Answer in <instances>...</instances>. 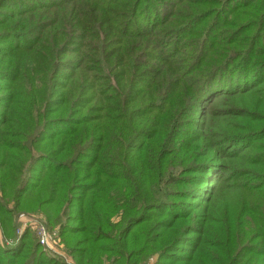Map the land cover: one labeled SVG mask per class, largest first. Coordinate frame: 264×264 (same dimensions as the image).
Masks as SVG:
<instances>
[{"label":"trees","instance_id":"trees-1","mask_svg":"<svg viewBox=\"0 0 264 264\" xmlns=\"http://www.w3.org/2000/svg\"><path fill=\"white\" fill-rule=\"evenodd\" d=\"M142 1L0 0V16L8 15L6 11L13 12L5 22H0V42L14 40L11 51L0 52V57L5 59L0 61V81L3 77H15L13 81H16V86L11 89L13 98L0 114V225L5 236L15 227L12 214L25 206L27 200L34 199L31 201L34 210L45 212L48 222L64 220L80 224L77 234L83 236L78 241L85 246L82 261L102 264L100 257L111 254L107 250L109 246L122 245L132 228L145 221L151 211L185 207L191 195L205 190L206 182L218 175L214 169L222 166L210 159L215 156L186 164L177 161L171 164V160H167L176 156L173 148L183 127L182 124L179 128L171 124L178 116L183 120L190 117L191 109L194 111L204 100L209 81L220 76H225L228 81L234 80L236 75L248 73V76L259 65L252 57L259 47L264 48V0L253 1L250 6H244L247 11L243 9L231 21L224 22L227 30L220 31L217 36L227 35V38L221 39L213 52L215 61L211 57L210 62L215 66L208 64L209 67L201 71L189 68L188 73L189 66L184 68V65L191 64L192 55H195L193 62L198 61L202 40L195 43L208 28L206 32L200 29L197 34H190L198 39L192 40L180 58L176 57L179 52H174L175 49H166L165 56H157V51L165 49L166 43L164 37L160 41L159 38L166 36L167 31H157L159 25L153 29L152 18L146 25H141L147 22V14L141 11L146 2ZM183 1L174 6L161 24L173 30V40L180 32L194 23H202L212 14L203 15L199 6L209 4L220 9L224 1L227 2ZM68 3H71L70 10L65 12L63 7ZM160 5L163 7L162 3ZM138 13L142 14L134 22L131 17ZM220 16L218 13L216 22ZM242 17L248 19L241 21ZM52 25L64 52H59L53 39H48L47 31ZM253 28L255 32H251ZM62 35L64 38H59ZM75 41L77 48L80 47L75 52L91 53L86 62L92 67L63 64V69L68 66L72 74L68 76V83L58 88L54 79L60 73L61 56ZM111 46L114 48L109 49ZM145 59L160 64L141 70L148 63L144 62ZM260 65L264 67V62ZM230 70L234 71L231 73ZM144 71H147V77L153 78L148 84L138 86L141 83L139 75ZM194 72L198 73L197 77L201 75L191 82L187 77ZM57 89H61L58 96L54 92ZM183 89L185 100L191 101L190 107L182 104ZM54 97H59V104H51ZM90 103L97 107L96 118L84 114V109L76 110ZM248 115L249 112L243 110L234 115L240 121L225 122L232 123L236 131L224 133L221 138L235 143L243 135H254L253 130H264V122H256V116L252 121ZM74 118L78 121L73 124ZM247 122L252 123L254 129L246 126ZM65 124H73V130L56 134L54 138L49 136V131ZM47 139L50 140L45 144ZM166 144L172 149L166 148ZM55 147L59 148V161L47 157L52 158ZM138 150L139 154L136 153ZM42 161L50 162L49 167L44 168L38 180L32 183V174ZM206 162L211 164L212 168L207 170L210 174L203 167ZM84 166L86 170L82 171ZM185 170L187 172L182 173ZM222 171L228 178L234 172L233 165L226 164ZM223 177L219 181L221 185L225 180ZM80 186H83V195L75 198L72 193ZM57 195L63 196L57 199ZM220 196L221 191L215 193L206 201L205 207L215 206ZM75 203H78L77 210ZM10 204L12 211L6 209ZM252 217L256 220L255 216ZM192 219L193 216L189 215L175 218L171 225L168 224V231ZM258 229L254 230L253 239L262 237L257 238ZM188 234L190 232L184 235ZM28 236L17 245L0 246V264H51L36 243L28 244ZM229 237L232 233L227 231L226 238ZM232 239L227 244L223 240L222 247L208 248L206 245L211 244H206L205 235L206 250L211 254L207 258L211 264H240L244 242L240 238L232 245ZM225 250L229 257L223 259ZM244 251L261 257L260 262L264 264V245H249ZM123 255L122 252L116 253L121 259ZM195 255L194 247L190 258L176 264H188L185 262L191 260L189 264H192ZM215 255L219 260L214 258ZM250 260L248 257L244 264Z\"/></svg>","mask_w":264,"mask_h":264},{"label":"rangeland","instance_id":"rangeland-1","mask_svg":"<svg viewBox=\"0 0 264 264\" xmlns=\"http://www.w3.org/2000/svg\"><path fill=\"white\" fill-rule=\"evenodd\" d=\"M181 1L182 0H180L179 3H181ZM226 1V3L224 1L220 9L209 4L202 7L199 6V12L203 13V15L212 14L202 23H194L189 26V28L180 32V34L175 37L176 40H173L171 37L173 30L171 28L168 29L166 25H161L165 19H167V14L174 10L175 5L179 4L175 3L174 0H143L142 2H146V4L144 6L143 4L140 5V8L143 6L141 11L147 14V22L141 25H146L152 18V23H155L154 27H152L153 29L159 25L160 29L157 31H167L166 36L163 35L159 38V41L164 40L162 39L163 37L165 38V49L157 51V56H165L164 51L166 49H175L174 52H179L176 56L178 58L188 50L192 40L195 41L198 39L190 34L193 32V34H197L200 29H205L206 32L207 27V33L202 35L199 41L195 43L198 44L202 40L200 47L202 52L198 57V61L194 63L193 60L195 55H192L193 59L191 64L184 65V68L189 66L186 70L187 73L189 72L188 70L193 68H197L198 71H201L203 68L209 67L208 64H210V67L215 66V63L210 62L211 57L215 61L213 52L221 39L227 38V35L217 36L220 31L227 30L224 26V22L226 20L231 21L232 18L243 9L247 11L244 6H250L252 2L256 0ZM188 2L189 0L186 3ZM203 2H205V0ZM160 3L163 4V7H160L162 6ZM70 4L71 3L64 5L63 8L65 12L68 11V9L70 10ZM136 4H138V1ZM224 10H226L225 13H223ZM6 13L9 15V13L12 14L13 12L6 11ZM153 13L156 14L155 17L152 16ZM218 13H221V16L217 20V23L216 18ZM141 14L142 13H138L136 17L132 15L131 18H134L135 22ZM8 15L0 16V22H5ZM247 19V17H242L241 21ZM23 26L27 25L23 24ZM240 27L243 26L240 25ZM14 28L16 29L17 26L15 25ZM54 28L53 26L47 31L48 39L51 41L53 39L56 47L60 50L59 52H64L65 48L64 46H59ZM255 30L256 29L253 28L251 32H255ZM20 32L21 31H16V33ZM59 38L63 39L64 36L62 35ZM12 42H14L13 39L0 42V52L2 51L4 53V51L7 52L10 50L12 48L11 45L13 46ZM77 44V41H75L73 45L68 47V52L61 56L63 63L60 73L58 78L54 79L57 80L54 84L57 85L58 88L59 86L62 87L66 85L68 83V76L72 74V71L67 69L68 66L63 69V64H72L73 66L81 64L84 68H87V66L92 67L91 64L86 62V58H89L91 53L82 55L79 52H75L80 50L79 46L77 48ZM111 48H114V46L109 47V49ZM82 52L85 53L84 51ZM252 58L259 64L253 68L252 73H249L248 76V73L246 75H236L234 80L231 81H228V78L225 79V76H220L216 80L209 81V87L204 90V100L197 104L194 111L191 109L190 117L183 120L178 116L171 124V126L176 128H179L181 126L180 124H182L183 127L179 131L178 143L173 148V152L176 153V156L169 157L167 160H171V164H174L176 161L180 164H186L215 156L210 159L214 160L219 166H222L214 169L218 172V175H216L215 179L206 182L205 190L198 191L195 195H191L188 199L189 203L185 207L168 210L156 209L151 211V213L147 215L145 221L138 223L132 228L122 245L116 244L109 246L107 250H110L111 254H104L100 257L102 264H176L182 259L186 261V259L190 258L194 247L196 248V255L194 257L196 258L194 261L195 264H211L207 258L211 256L206 250L207 247H222V241L225 240V244L229 243L233 235L232 245L235 243L237 244L240 238H242L244 242L241 246V248H244L241 251L240 264H244L248 257H251V260L247 264H261V257L258 258L254 255H249V253L244 250L248 248L249 245H264V130L261 132L260 130H253L251 132H253L254 135L247 137L243 135L238 141H235V143L225 141L224 137L221 138V135L224 133H233L236 131V127L232 123L225 122L240 121L236 119L234 115L242 113L243 110L249 112L248 118L252 121L253 117L256 116L254 117L255 120H258L256 122H264V118L259 117L264 116V67L260 65L264 62V48L259 47L258 50L253 53ZM3 60H5L4 57H0V61ZM84 61L85 63H82ZM144 62L148 63L141 67V70L160 64V62L156 60L148 61L145 59ZM11 63L12 62H10V64ZM230 71L232 73L234 70ZM146 72L147 71H144L139 75L141 83H139L138 86H140V84H148L149 80L153 78L150 76L147 77ZM197 74V72H194L187 78H189L191 82L192 80L196 81L201 75L199 74L197 77ZM14 79L15 77L11 79L3 77L0 81V114L9 106L13 98V91L11 89L16 86V81H13ZM206 84L207 82L205 85ZM223 89H228V91ZM238 91L245 92L241 94L237 93ZM54 92L58 96L61 89L54 90ZM253 92H255L254 95L249 97L245 96ZM181 98L183 99L182 104L190 107L191 101L189 99L185 100L186 96L184 89L181 92ZM197 101H199V99ZM51 104H59V97H54V101ZM91 106L92 103L85 107L79 106L76 110L84 109V114H88L91 118H96L97 107ZM182 112H184V109ZM75 117L78 118V115ZM1 118L0 115V122ZM77 118H74V121H72L73 124L78 121ZM73 124L61 125L49 131L48 134L54 138L56 134L63 132L68 133L73 130ZM246 126L253 128L254 125L247 122ZM50 139L45 140V144H47ZM165 146L168 149H172L167 144ZM139 152L140 150L136 151L138 154ZM52 154V158L46 156L52 161L60 160L58 147L53 149ZM49 163L50 162L46 161L39 163L32 174L34 180L32 183L38 180L44 168L48 169ZM226 164H232L234 170L228 178H226L227 174H223L222 171ZM203 167L206 168L205 172L210 174V171L207 170L212 168L211 164L206 162ZM81 170L85 171V166L82 167ZM156 171L159 172L158 168ZM183 172L187 171L185 170L182 171V173ZM249 172H252L251 175L248 174ZM221 176L225 178L223 185L219 182ZM167 181L168 178L166 179V182ZM82 189L83 186L78 187V189L72 193L73 196L75 198H77V196L81 197L83 195ZM219 191H221L222 196L217 199L218 203L212 208L207 205V207H205L206 201ZM59 192L63 194L60 189ZM62 196L63 195L58 197L57 195V199ZM33 200L34 199L27 200L24 204L25 206H21L17 212L12 214L15 219V227L12 232H7L5 236L2 226L0 225V246L6 248L17 245L26 235H29L28 239H26L28 244L33 245L36 243L39 247V251L47 256V259H50L51 264H85L86 262L81 259L85 246L78 241L83 235L77 234L81 225L75 222H64V220L59 221V223L58 221H56V223L48 222L45 217V212L38 213L37 210H34V202H31ZM74 205L76 206L75 210H77L78 203ZM6 207L8 211H12L13 209L11 204L6 205ZM205 212L209 214L208 217ZM187 215L193 216L190 222L180 226H174L175 229L173 231H168V226L173 223V219H182L187 217ZM252 216H255L256 220L253 219ZM256 227H259L257 238L258 236H262L260 239H253V232ZM227 231L228 233H232V237L226 238ZM189 232L190 234L184 235ZM41 233H44V239L42 241L40 239ZM198 233H200V236ZM205 235L207 240L206 244H211L210 246L206 245L207 247L205 246ZM199 238L200 240H198ZM195 240H197L195 242L196 246L192 248ZM117 252H122V254H124L122 259L116 256ZM205 252L208 253V255L205 254ZM227 254L228 252L225 250L222 256L223 259L229 257ZM214 258L219 260L217 255H215ZM256 258H258L259 261L256 262ZM191 262L192 260L185 263L189 264Z\"/></svg>","mask_w":264,"mask_h":264},{"label":"built area","instance_id":"built-area-1","mask_svg":"<svg viewBox=\"0 0 264 264\" xmlns=\"http://www.w3.org/2000/svg\"><path fill=\"white\" fill-rule=\"evenodd\" d=\"M40 236H41L40 239H41V241H42V240L44 239V233H41Z\"/></svg>","mask_w":264,"mask_h":264}]
</instances>
